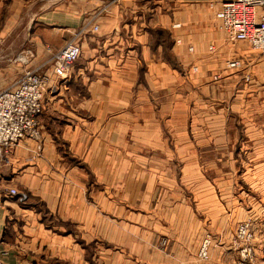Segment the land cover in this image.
Segmentation results:
<instances>
[{
    "label": "crops",
    "instance_id": "1",
    "mask_svg": "<svg viewBox=\"0 0 264 264\" xmlns=\"http://www.w3.org/2000/svg\"><path fill=\"white\" fill-rule=\"evenodd\" d=\"M25 1L18 25L40 65L109 0ZM226 1L120 0L98 16L99 31L82 33L78 83L47 97L42 152L27 139L0 171L4 188L21 190L0 196L7 264H235L248 214H232L240 202L227 167L264 148V112L251 115L248 101L264 82L244 80L264 77V59L233 52L217 18ZM11 4L0 0L10 22ZM232 55L240 68H226Z\"/></svg>",
    "mask_w": 264,
    "mask_h": 264
},
{
    "label": "built area",
    "instance_id": "2",
    "mask_svg": "<svg viewBox=\"0 0 264 264\" xmlns=\"http://www.w3.org/2000/svg\"><path fill=\"white\" fill-rule=\"evenodd\" d=\"M120 0H109L82 30L62 48L54 52L46 63L34 65L24 70L13 83L0 87V171L12 155L16 146L25 139L35 140L38 150H43L41 115L45 110L46 92L62 88L63 81H69L73 65L80 58L82 47L80 36L91 28L97 32L98 16ZM221 29L232 42H246L264 57V0H227L217 14ZM179 26V24H175ZM51 66V75L45 66ZM242 66L238 58L227 61L226 68L237 69ZM20 195L17 188H4L0 176V196L5 193ZM255 232L249 221L242 222L236 230V247L242 259L238 264H255ZM213 237L208 234L201 246L199 256L210 258ZM0 264H7L0 256Z\"/></svg>",
    "mask_w": 264,
    "mask_h": 264
},
{
    "label": "rangeland",
    "instance_id": "3",
    "mask_svg": "<svg viewBox=\"0 0 264 264\" xmlns=\"http://www.w3.org/2000/svg\"><path fill=\"white\" fill-rule=\"evenodd\" d=\"M10 1L12 3L11 4L12 6L17 7V9L15 8V10L17 11L16 13L17 15H15L14 17L15 20H11L10 22V19L8 18L10 10H7L2 14V16L3 15L4 16L0 18V87H5L13 83L17 78H19L22 75L25 69L37 65L36 63L38 62L36 60V52L34 50L31 40V34H29V28L27 27V29L21 30V27L18 25L21 19L24 17V15L29 12L31 2H26L25 0H19V2L16 1L14 2V0H10ZM30 18L27 20H30ZM27 35H28V40L25 41V43H23L20 46V44L22 43L21 41L24 40L25 37L27 38ZM236 43L237 44H233V52H238L239 50L246 52L252 51L258 56L260 55L264 59V57L260 54L259 51L253 49L246 42H236ZM190 49L191 51H193L194 48L190 47ZM233 56L234 55L228 58V60L236 58ZM47 66H45V69ZM263 75H264V70H263ZM252 76H254V78H256L257 80L261 79L264 82V77L261 75V72L257 70H254V72L249 71V74L248 73L246 74L244 80H247L248 83H250L253 80ZM74 78H75L74 76H70L68 82L65 83L63 81L64 87L69 82L73 83L75 81L78 83V80H75ZM254 88H256V86ZM60 90H61L60 88H57L55 92H59ZM51 95H52L51 91L50 89H48V91L46 92L45 106L47 103V97L48 99H50ZM248 101L250 102L249 103L250 106L253 108L251 115L255 113L258 114L263 113L264 89L261 90L260 93L256 95L255 94L252 95ZM260 117L264 120V115ZM42 133L44 135L43 125H42ZM42 141L44 142V139H42ZM36 144L38 146L39 143L36 142ZM239 161L240 162H238L235 171L234 170L232 171L230 170V167H227L228 169L227 177L229 173L231 179L234 178V180H232V182L234 183H231L232 193L235 194V196H237L236 199H239L238 201L240 202V205H238L239 209L235 210V208H233L235 206H232L233 208L232 214H248V216L245 215L246 217L243 216L238 221L236 230L238 229L239 225L242 222L249 221L252 224V228L255 232V240H254L255 264H264V148L258 151L257 153L250 152L248 154H244L243 156L240 157ZM17 189L21 191L19 188ZM43 215H44L43 218L47 217V214H43ZM233 242L236 247L237 246L236 231L233 236ZM202 243L198 250V257L200 260L206 261L205 259H202L199 256ZM240 259L242 258L238 251V257L235 264H238Z\"/></svg>",
    "mask_w": 264,
    "mask_h": 264
},
{
    "label": "water",
    "instance_id": "4",
    "mask_svg": "<svg viewBox=\"0 0 264 264\" xmlns=\"http://www.w3.org/2000/svg\"><path fill=\"white\" fill-rule=\"evenodd\" d=\"M29 34H30V29H29Z\"/></svg>",
    "mask_w": 264,
    "mask_h": 264
}]
</instances>
